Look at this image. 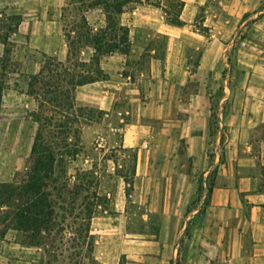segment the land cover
Returning a JSON list of instances; mask_svg holds the SVG:
<instances>
[{"label":"crops","instance_id":"crops-1","mask_svg":"<svg viewBox=\"0 0 264 264\" xmlns=\"http://www.w3.org/2000/svg\"><path fill=\"white\" fill-rule=\"evenodd\" d=\"M65 3L58 0V7ZM231 9L228 22H235L238 38L207 37L194 70L193 42L184 44L182 58L180 47L168 48L173 85L195 88L186 100H138L140 89L124 74L127 56L120 53L101 59L107 79L78 87L80 104L122 121L104 128L106 145L135 152L133 203L126 192H114L104 214L94 217L96 262L89 264H264V0H237ZM40 22L30 25L34 45L65 59L61 16ZM40 64L25 74L26 94ZM159 66L153 57L152 76L164 73ZM221 86L223 96L212 97ZM96 129L89 125L86 133ZM211 177L206 212L198 215ZM8 247L0 264H35L37 248L13 240Z\"/></svg>","mask_w":264,"mask_h":264},{"label":"trees","instance_id":"trees-1","mask_svg":"<svg viewBox=\"0 0 264 264\" xmlns=\"http://www.w3.org/2000/svg\"><path fill=\"white\" fill-rule=\"evenodd\" d=\"M141 4L159 8L170 24L186 23L182 18L185 0L66 1L61 8L66 57L43 54L39 70L29 75L27 93L36 107L28 114L37 128L25 167L12 179L0 181V236L11 232L14 242L37 248L35 264L96 262L92 221L107 209L110 197L100 191L97 170L76 168L68 174V168L81 151L83 127L90 124L91 113L104 111L80 104L76 93L79 86L110 76L102 67L103 57L125 54L128 64L134 43L131 26L121 15ZM95 11L102 17L94 22L90 16ZM8 21L0 22V121L8 76L19 69L8 41L18 28ZM218 92L219 99L223 86ZM212 189L213 177L198 215L206 212Z\"/></svg>","mask_w":264,"mask_h":264},{"label":"rangeland","instance_id":"rangeland-1","mask_svg":"<svg viewBox=\"0 0 264 264\" xmlns=\"http://www.w3.org/2000/svg\"><path fill=\"white\" fill-rule=\"evenodd\" d=\"M65 1L69 2L70 0ZM185 1L189 6L182 16L183 18H192L181 28H175L177 25L168 23L159 8L148 4L137 5L135 10L121 15L122 21L131 26L134 43L124 72L125 75H132V79L136 81L135 86L139 87L140 93L134 94L138 100L164 102L169 99L186 100L188 94L194 91L195 88L183 91L181 83L173 85L174 76L167 71L170 63L168 60H171V57L168 58V48L172 47L177 50L180 47V58H182L184 44L193 42V47H188V62L192 63L190 67L194 70L200 59L198 54L204 47L200 44L207 37L231 41L233 36L235 39L239 36L240 31L236 32L238 27L235 26V22H231V20L228 22V19L234 16L232 9L236 8L233 6L231 9V4L237 0H202V3L195 0ZM221 1L230 3V7L222 10ZM61 8L62 6L58 7V0H0L1 24L9 20L7 24H12L14 27L16 25L18 28L8 41L13 49L12 59L16 62V67L19 68L8 76L4 96L0 121V181L12 179L16 172L25 167L37 128V124L28 114L36 107V102L33 97L25 93L27 89L25 74L38 69L44 52L34 45V39H32L34 35L31 33L30 25L32 22L41 21L40 23L46 26L49 19H58L61 16ZM90 17L95 22L102 16L99 11H95ZM206 18L208 20L204 23ZM18 20H20L19 23ZM190 31H193L194 34H190ZM51 43H56V38L52 37ZM196 44L199 45L198 48L194 47ZM187 46L190 45L187 44ZM2 50L3 44L0 42V54ZM153 57L158 58L160 61L159 71L162 70L165 74L157 77L152 76L150 68ZM218 94L219 92H216L212 96L216 97ZM123 98L121 97L120 100H128ZM90 118V124L83 127L81 151L77 158L69 164L68 174H74L76 168L95 169L99 172L101 192H106L110 199L114 192H126L127 196L125 197L129 199V202L133 200L129 194L134 192L135 152L128 148L114 149L107 145L101 147L96 142V138L106 131H103L104 128H109L110 121L114 124H121L122 121L118 122L113 116L109 117L98 111L91 113ZM89 125H96V131L86 133V128ZM214 127L216 126L214 125ZM209 180L210 178L207 179V184ZM129 203H133V201ZM103 214L104 212H101L100 216ZM11 240H13L11 232L6 236H0V251L7 253Z\"/></svg>","mask_w":264,"mask_h":264},{"label":"built area","instance_id":"built-area-1","mask_svg":"<svg viewBox=\"0 0 264 264\" xmlns=\"http://www.w3.org/2000/svg\"><path fill=\"white\" fill-rule=\"evenodd\" d=\"M114 129L116 130V129H119V127H114ZM96 142H97V145L98 146H101V147H103V146H105L106 145V139H105V137L104 136H98L97 138H96Z\"/></svg>","mask_w":264,"mask_h":264}]
</instances>
